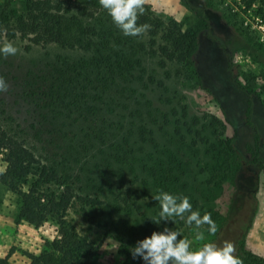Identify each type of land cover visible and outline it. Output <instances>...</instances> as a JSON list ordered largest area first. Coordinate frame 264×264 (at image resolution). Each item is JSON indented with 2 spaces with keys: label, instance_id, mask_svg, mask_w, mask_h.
Here are the masks:
<instances>
[{
  "label": "rangeland",
  "instance_id": "374dc122",
  "mask_svg": "<svg viewBox=\"0 0 264 264\" xmlns=\"http://www.w3.org/2000/svg\"><path fill=\"white\" fill-rule=\"evenodd\" d=\"M5 1L0 0V4ZM203 2L209 7L213 23L219 30L216 36L232 53L233 75L252 93L256 105L255 124L264 145V0H256L249 7L244 0ZM146 5L157 16L171 18L183 29L198 26L197 19L181 0H147ZM4 41L9 40L2 39L0 46ZM10 42L19 51L7 58L0 54V76L10 85L7 93L0 94V126L25 132L35 125L54 131L55 134L41 133L35 139L28 137L37 148L46 147L51 151L56 145L75 140L83 145L84 133L80 131L93 127V119L97 121V127L103 129V140L108 145L134 130L125 148L127 152L135 150V153L128 154L129 162L112 157V149L99 140L75 155L74 166L81 179L79 185L108 206L106 214L93 224L79 216V204L70 208L64 217L79 236L97 248L95 264H121L123 222L127 229L134 227L140 240L154 231H163L165 227L174 228L169 221H162L159 225L151 221L160 211L158 201L154 199L153 202L139 201L140 215L134 210L128 212V207L117 202V193L124 192L125 188L138 189L151 198L159 190L185 195L190 202L196 200L206 208L212 206L224 217L232 187L227 181L228 176L211 178L218 161L207 153L206 140L218 143L221 139L233 137L236 149L245 154L253 145V136L243 123L245 96L232 84L227 64L216 43L199 36L197 51L189 64L163 62L159 57L147 55L149 49L146 48L136 56L137 64L131 76L117 78L109 87L93 82L85 90L78 84L75 90V85H71L70 93L84 94V108L91 112L85 116L78 105L69 106L73 97L65 99V103L52 113L43 110L42 103L35 102L37 94L32 93H47L59 88L63 92L62 89L68 88L70 85L65 83L62 71L79 62L82 52L56 45L26 49L29 43L25 40ZM96 96L101 99L94 100ZM141 123L153 132L156 144L154 148L145 146V153L140 151L136 141ZM114 134H118L117 137L113 138ZM55 137L59 139L54 141ZM262 157L264 160V153ZM2 158L0 152V173L6 168ZM139 161L141 165L142 162L146 164V169H154L157 175L149 177L147 171H141L135 178L127 164L134 163L138 167L141 166ZM253 170L258 177L255 209L236 198L228 221L217 236L209 234L205 226L199 230L185 226L179 229V238L192 241L193 250L209 242L219 245L230 241L235 245L238 229L234 221L239 218L250 222L245 235L246 249L264 259V176L256 167ZM33 178H28L27 185L35 180ZM239 178L238 192H241L246 189V180ZM161 180H165L164 185ZM123 181L126 183L122 187L120 182ZM27 185L22 187L24 191ZM50 189L59 191L62 187L52 185ZM19 203L16 193L0 185V258H7L9 264H28L25 253L41 251L45 241L57 237L59 229L52 217L37 228L19 221ZM105 222L109 223L108 228L102 227ZM197 231H204L203 241L195 239ZM114 240L120 243V248L110 251Z\"/></svg>",
  "mask_w": 264,
  "mask_h": 264
},
{
  "label": "trees",
  "instance_id": "16d2710c",
  "mask_svg": "<svg viewBox=\"0 0 264 264\" xmlns=\"http://www.w3.org/2000/svg\"><path fill=\"white\" fill-rule=\"evenodd\" d=\"M15 1L6 0L0 4V41L4 38L9 41L25 40L29 43L26 49L32 46L56 45L67 50H78L83 54L79 62L69 65L65 68L66 70L62 71L65 73V83L70 85L62 89L63 92L60 88L50 89L47 93L32 92L33 95L37 94L38 99L35 98V102H41V108L52 113L59 105L65 103V99L73 97L69 106L78 105L80 112L85 116L90 115L91 112L84 108L82 100L84 94L70 93L72 92L71 85H75V90L78 89V84L82 90H85L93 82L99 86L103 84L109 87L115 79L131 76L137 64L136 56L146 48L149 49L147 55L159 57L163 62L189 64L197 51L199 36H204L216 43L227 64L232 84L245 96L243 123L251 131L253 145L247 148L245 154H241L236 149L233 137H226L218 143H209L206 140L207 153L218 161L210 176L211 178L220 177V179L221 175L222 178L228 176L227 181L232 187L229 192L230 200L225 207L224 217L208 204L206 208L196 200L191 203L193 210H199L201 215L206 212L211 213L217 225V232L213 236H217L226 225L231 205L236 198H239L241 203L251 206V209H255L258 177L253 169L256 167L264 176L262 157L264 145L262 135L255 124L256 105L252 93L245 89L233 75L232 53L227 45L216 36L219 30L213 23L209 7L203 0H181L198 22L197 27L187 29H183L171 18L157 16L145 4V14L139 17L138 24L148 23L151 25V30L141 37H125L114 25L107 11L100 6L99 0H18L16 4ZM244 1L249 7L256 0ZM91 75L94 77L92 78ZM93 99L99 101L101 96ZM96 123L97 121L93 119V127L88 126L80 131L84 133L81 140L83 145L75 140L68 144L56 145L54 151L46 147L37 148L31 140V142L28 141V137L35 139L41 133L49 131L55 134L54 131L44 130L41 126L37 128L35 125H31L30 129L25 132L19 128V130H7L0 126V152L6 164L5 171L0 173V185L19 196L18 220L37 228L52 217L59 226L57 237L52 241H45L41 251L25 253L28 264H95L97 248L79 236L64 217L70 208L79 204L77 210L79 216L84 221L93 224L101 220L108 206L97 195H89L85 192V188L79 185L81 179L74 166L77 160L75 155L98 140L112 149V157L115 159L129 162L128 154L135 153V150L129 152L125 150L134 130L108 145L103 140L105 135L103 129L97 127ZM117 135L114 134L113 138ZM58 139L59 137H55L54 141ZM136 141L142 153H145V146L156 145L153 132L147 130L143 123L137 128ZM138 164L141 165V162L139 161ZM127 166H129V172L133 175L135 173V178L139 177L141 171H147L149 177H152V174L157 175L154 169H146L144 162L138 167L134 163L127 164ZM31 177H35L33 178L35 180L27 185L28 178ZM239 177L246 180V189H241V192H238ZM164 181H160L162 185ZM120 183L123 187L126 182ZM130 184L134 185L132 181ZM25 185L28 186L26 191L22 189ZM52 185H57L62 189L52 191L50 189ZM117 195V202L128 207L130 210H127L128 212L134 210L137 215H140L142 211V207L138 204L139 201L143 202L147 199L153 202V198L147 193H140L138 189L131 187L125 188L124 192L120 194L118 192ZM116 205L114 204V207H117ZM169 223L174 226L173 230L177 231L181 227H189L184 220L179 218H176L175 223L172 221ZM249 223L239 218L234 221L238 229L234 241L235 255L243 260V264H264L263 258L254 255L245 247V235ZM122 224L120 253L123 255V260L121 264H144L139 257L133 259L129 251L130 247L140 241L134 227L127 229L125 222ZM108 225L109 223L105 222L102 227L108 228ZM0 264H9L7 258H0Z\"/></svg>",
  "mask_w": 264,
  "mask_h": 264
},
{
  "label": "clouds",
  "instance_id": "9594fccd",
  "mask_svg": "<svg viewBox=\"0 0 264 264\" xmlns=\"http://www.w3.org/2000/svg\"><path fill=\"white\" fill-rule=\"evenodd\" d=\"M147 0H99V4L111 17L114 25L125 37H141L151 30L148 23L138 24L140 16L145 14ZM18 48L10 41H4L0 46V54L5 58L15 56ZM9 83L0 76V94L7 93ZM152 198L158 201L160 211L151 221L159 225L162 221H172L176 218L184 220L188 226L197 230L207 226V232L214 235L217 232L216 222L211 213L201 215L199 210H193L188 196L172 194L159 190ZM181 233L167 227L163 231H154L149 237L137 241L129 248L133 259L141 258L144 264H243V260L235 255V245L230 241L222 244L205 243L198 250L192 249V241L179 238ZM195 239L203 241L204 231H197ZM120 243L114 240L110 251H117Z\"/></svg>",
  "mask_w": 264,
  "mask_h": 264
}]
</instances>
